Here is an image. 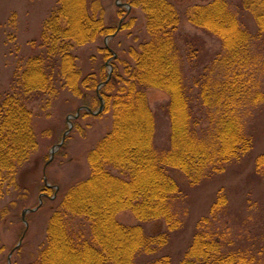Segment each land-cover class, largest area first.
Listing matches in <instances>:
<instances>
[{"label":"trees","instance_id":"1","mask_svg":"<svg viewBox=\"0 0 264 264\" xmlns=\"http://www.w3.org/2000/svg\"><path fill=\"white\" fill-rule=\"evenodd\" d=\"M129 2L145 15L147 38L137 48H129L130 61L121 60V70L112 65L109 79L98 90L107 78L104 65L81 75L74 50L115 30L104 24L97 0H56L42 23L39 41L31 40L40 51L17 65L11 88L0 93V201L6 182L15 181L19 167L38 146L34 113L28 106L32 97L50 99L65 88L89 108L100 104V94L103 111L111 114L109 129L86 154L88 175L71 185L50 213L45 241L29 264H169L168 255H152L165 245L169 232L183 225L176 209L180 188L173 172L184 173L193 183L204 176V170H217L218 162L237 159L251 148L253 139L244 130L239 99L253 85V77L242 73L225 77L218 70L244 63L253 66L249 46L254 38L264 40V0H240V8L254 20V32L242 26L226 0L185 8L191 24L215 35L224 52L233 54L212 59L190 77L184 73V61L191 62L194 52L191 46L186 55L181 51V16L175 4ZM99 51L103 57L113 56L108 46ZM260 63L264 72V58ZM149 88L168 97L162 107L169 121L165 146L155 141ZM197 95L201 104L213 107L208 135L193 116ZM255 168L264 170V152L255 158ZM51 187L44 185L43 190ZM226 202L219 191L209 213L195 224L177 264H261V246L256 252L233 247L229 226L219 215ZM125 210L137 223L124 224L115 218ZM4 213L0 204V217ZM159 219L165 231H145V223Z\"/></svg>","mask_w":264,"mask_h":264},{"label":"rangeland","instance_id":"2","mask_svg":"<svg viewBox=\"0 0 264 264\" xmlns=\"http://www.w3.org/2000/svg\"><path fill=\"white\" fill-rule=\"evenodd\" d=\"M97 1L103 10L104 24L115 31L111 35H100L94 41L75 48L81 75L97 71L99 65H104L107 75L109 69L115 65L121 70L120 61H130L129 48H137L139 43L147 38L145 15L139 6L131 5L129 0ZM170 1L178 8L181 16L178 27L181 51L186 55V49L191 46L194 52L191 53V62L187 59L184 61V73L188 77L198 75L207 63L220 58L226 52L215 35L191 24L186 19L184 10L195 3L203 4L211 0ZM226 1L242 26L254 32V20L249 12L240 8V0ZM55 3L56 0H0V93L11 88L17 65L27 56L40 51L31 40L39 41L42 23ZM105 46L112 50L113 56H102L99 49ZM249 51L252 67L244 63L241 64L243 66L231 65L227 72L225 68L218 71L225 77L233 73L253 77V85L246 88L239 99L244 130L251 134L253 139L251 148L237 159L218 162L217 170H204V176L193 183L184 173L173 172L180 188L176 209L183 218V225L178 230L169 232L165 245L152 255H168L169 264L178 263L190 243L195 224L209 213V208L219 191L227 199L219 215L229 226L234 241L233 247L256 252L257 245L261 246V264H264V170L257 172L255 168V158L264 152V72L260 65L261 58H264L262 37L251 41ZM226 56L233 54L229 52ZM238 61L241 62L239 59L235 62ZM194 92L198 93L197 87ZM257 92H262L263 95ZM146 95L155 114L156 144L165 146L169 121L162 107L167 101V94L159 89L149 88ZM192 103L197 126L203 129L201 132L208 135V131L212 129L209 121L213 107L208 109L205 104H201L198 95ZM28 106L34 113L33 127L38 146L28 161L19 167L15 181H8L4 186L0 201L1 207L5 209V213L0 217V264H29L36 259L39 248L45 241L50 213L64 192L88 175L86 154L111 124L109 111L104 112L102 109L97 114H91L80 109L76 118H70L71 129L47 163L51 147L61 140L63 133L68 129L67 117L75 114L77 109L84 105L77 96L61 88L59 93L50 99L46 95L32 97ZM98 107L96 104L89 106L92 111ZM44 175L47 183L52 186L49 187L54 188L48 192L43 190ZM37 205L39 206L34 211L25 212L24 222L22 211ZM115 218L124 224L137 223L129 210L118 212ZM143 226L150 234L163 232L166 228L162 219L149 221Z\"/></svg>","mask_w":264,"mask_h":264},{"label":"water","instance_id":"3","mask_svg":"<svg viewBox=\"0 0 264 264\" xmlns=\"http://www.w3.org/2000/svg\"><path fill=\"white\" fill-rule=\"evenodd\" d=\"M122 5H123V4H122ZM127 7L129 8L130 5H127ZM111 71H112V68L109 69V71H108V75H107V78H106L103 82H101V83H99V84L97 85L96 90H98L99 87H100L102 84H104V83L109 79V77H110V75H111ZM98 96H99V99H100V104H99V107L97 108V110L92 111V110H91L90 108H88V107L81 106V107H79V108L77 109V111H76L75 114L70 115V116L67 117L68 129L63 133V135H62V137H61V140H60L57 144H55V145H53V146L51 147V149H50V156H49V159H48L47 163L52 159L53 154H54V151L62 145V143H63V141H64V139H65L66 134H67V133L69 132V130L71 129V127H72V122H71L70 118H76V117L79 115V111H80V109H86V110H87L89 113H91V114H97L98 112H100V111L103 109L104 102H103V100H102L100 94H99ZM43 180H44V184H45V186H47V187L51 186L50 184L47 183V179H46L45 175L43 176ZM39 204H41V201H39ZM38 206H39V205H37V206L34 207V208H26V209H24V210L22 211V219H23L24 222H25V220H24L25 212H26V211H34ZM8 264H9V263H8Z\"/></svg>","mask_w":264,"mask_h":264}]
</instances>
